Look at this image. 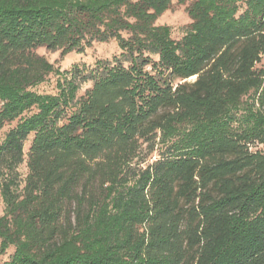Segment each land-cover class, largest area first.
I'll list each match as a JSON object with an SVG mask.
<instances>
[{"label": "trees", "instance_id": "1", "mask_svg": "<svg viewBox=\"0 0 264 264\" xmlns=\"http://www.w3.org/2000/svg\"><path fill=\"white\" fill-rule=\"evenodd\" d=\"M170 5L0 0V264H264V0Z\"/></svg>", "mask_w": 264, "mask_h": 264}, {"label": "rangeland", "instance_id": "2", "mask_svg": "<svg viewBox=\"0 0 264 264\" xmlns=\"http://www.w3.org/2000/svg\"><path fill=\"white\" fill-rule=\"evenodd\" d=\"M192 0H171V5L168 10L163 12L155 21V24H165L170 27L171 36L174 39H179L188 24L190 23V18L187 14V7L191 3ZM35 52L39 55L44 56L49 62L53 63L55 67H59L60 70L69 69L74 64H93L96 59L99 58H110L113 55H117L119 53L118 46L114 40H110L108 42H95L92 46L84 49L82 52L72 51L66 55L61 56L60 51H49L43 47L35 49ZM264 66V60L257 65ZM194 78L187 79L188 81H192ZM55 81L56 76L53 74H49L46 76L45 80L35 86L33 89L38 93H52L55 91ZM1 105V102H0ZM15 124V121L12 123L5 124L0 130V139L3 137L5 131L12 127ZM30 143V138L24 143V151L26 152ZM258 149L262 153H264V145L257 144L256 146H252L251 150ZM19 173V178L23 179L26 175L27 168L25 162H23L17 168ZM3 213V203L0 197V215ZM12 252V248H10L5 255H3V259H6L8 255Z\"/></svg>", "mask_w": 264, "mask_h": 264}]
</instances>
